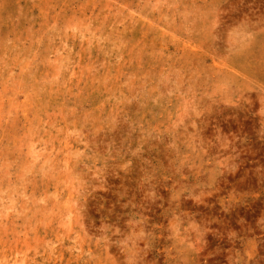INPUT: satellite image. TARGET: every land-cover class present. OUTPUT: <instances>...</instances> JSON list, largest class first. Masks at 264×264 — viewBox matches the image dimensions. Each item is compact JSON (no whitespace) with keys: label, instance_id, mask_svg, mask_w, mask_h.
Listing matches in <instances>:
<instances>
[{"label":"rangeland","instance_id":"1","mask_svg":"<svg viewBox=\"0 0 264 264\" xmlns=\"http://www.w3.org/2000/svg\"><path fill=\"white\" fill-rule=\"evenodd\" d=\"M0 264H264V0H0Z\"/></svg>","mask_w":264,"mask_h":264}]
</instances>
